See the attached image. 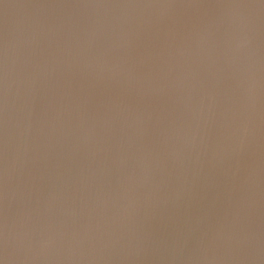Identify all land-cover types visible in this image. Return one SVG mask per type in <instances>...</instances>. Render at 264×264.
<instances>
[{"label":"water","instance_id":"obj_1","mask_svg":"<svg viewBox=\"0 0 264 264\" xmlns=\"http://www.w3.org/2000/svg\"><path fill=\"white\" fill-rule=\"evenodd\" d=\"M0 264H264V0H0Z\"/></svg>","mask_w":264,"mask_h":264}]
</instances>
